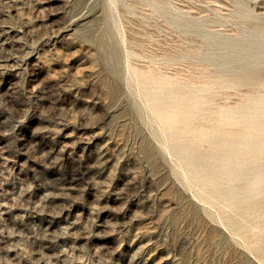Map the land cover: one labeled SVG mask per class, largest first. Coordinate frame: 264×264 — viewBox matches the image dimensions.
I'll return each mask as SVG.
<instances>
[{
    "label": "rangeland",
    "instance_id": "rangeland-1",
    "mask_svg": "<svg viewBox=\"0 0 264 264\" xmlns=\"http://www.w3.org/2000/svg\"><path fill=\"white\" fill-rule=\"evenodd\" d=\"M241 1L0 0V264H264V116L202 122L251 105L201 86Z\"/></svg>",
    "mask_w": 264,
    "mask_h": 264
},
{
    "label": "bare ground",
    "instance_id": "bare-ground-1",
    "mask_svg": "<svg viewBox=\"0 0 264 264\" xmlns=\"http://www.w3.org/2000/svg\"><path fill=\"white\" fill-rule=\"evenodd\" d=\"M227 1V0H226ZM233 2V5H234V10H233V13H236L240 18L242 19H246V18H251L250 16V13L249 11H247L244 7V3L241 1V0H232ZM229 4V3H228ZM230 7V6H229ZM187 10V9H186ZM231 10V9H230ZM200 14V13H199ZM175 21V20H174ZM236 21V20H235ZM244 22V21H243ZM239 29V28H238ZM243 29V28H242ZM240 29V30H242ZM244 30H246L244 28ZM254 30V29H252ZM240 32V31H239ZM245 32V31H243ZM256 32H259L263 35L264 37V25L260 24V25H257V28H256ZM211 34V33H209ZM214 34V33H213ZM241 34V33H239ZM248 34V33H247ZM217 35V34H215ZM238 35V33H237ZM236 35V36H237ZM253 35V34H252ZM212 36V35H211ZM214 36V35H213ZM240 36V35H239ZM254 37V36H253ZM249 38V37H248ZM222 39L221 37L219 38V36H214L210 39H207V42H208V51L211 52V53H216L218 51V53H216L215 55L216 56H221V54H223L224 58H216V59H210L207 61V66H211L214 68L213 69H209V68H206V69H209L208 71H206L204 74H203V80L201 83H203L201 86L204 85V90H210L212 88L216 89V88H220L221 90L222 89H225V90H231L229 91V93H226L227 95L228 94H233V95H236L238 96L239 98L241 99H245L248 100L251 105H248V104H241L238 106L237 110H224V109H219L218 111L216 110V115L212 116H207L209 115L210 113L206 114V120L204 119V121L202 122H206L207 120L210 121V125H213L211 124V121L214 122V125H216V128L218 129H223L226 125L228 124H231V126H235L236 127V132L237 133H240L239 135H243L245 134L246 136L247 135H253L252 138L254 137L255 138V134L253 133H256V132H263L262 131V128H261V125H259L258 123H254L251 119H252V116H258L259 114H261V116L263 115L264 116V100L263 99V95H259L256 97H254L253 99H251L252 97L250 95H253L254 93L256 92H259L258 89H260V87L264 84V76L261 75L258 71H255L253 69H248V64L250 62H254L256 64V66L258 65H263L264 66V56L262 54H264V41L262 40L261 43L259 44L258 47H256L255 49H253L254 52H251V53H246V49L248 48L249 45L247 44H250V40L249 39H246L244 41H241L239 42L238 39L234 38V39H231L230 41L227 42V44L224 45V47H218L216 46L215 44L220 40ZM228 40V39H227ZM184 41V40H183ZM205 48V47H204ZM195 50V49H194ZM185 52V51H184ZM190 52V51H189ZM188 52V53H189ZM261 53V54H260ZM190 54V53H189ZM214 55V54H213ZM171 60V59H170ZM238 60V61H236ZM237 62V63H236ZM199 66V65H198ZM210 67V68H211ZM201 72L203 70L204 67H201ZM115 69V68H113ZM142 72V71H141ZM139 72V73H141ZM143 73H146V72H143ZM152 73V71H151ZM149 73V74H151ZM142 74V73H141ZM148 74V73H147ZM147 74H143L144 76H146ZM155 75V73H153ZM159 74V72H158ZM152 75V78L153 76ZM157 75V74H156ZM200 75V74H199ZM149 76V75H148ZM147 76V77H148ZM201 76V75H200ZM164 77V76H163ZM166 77V76H165ZM146 78V77H145ZM150 78V76H149ZM201 78V77H200ZM151 79V78H150ZM194 80V79H193ZM190 81V79L188 80ZM187 81V82H188ZM148 83V82H147ZM195 83V82H193ZM169 84H171L169 82ZM199 84V83H198ZM160 85V84H159ZM162 86V85H160ZM157 89V87H156ZM161 89V87H160ZM166 89V87H165ZM218 90V89H217ZM156 91H159V90H156ZM202 91V90H201ZM216 91V90H215ZM223 91V90H222ZM161 92V91H159ZM167 92V91H165ZM190 92V90H182L181 92V95H189L188 93ZM198 92V91H196ZM195 92V93H196ZM208 92V91H207ZM214 92V91H213ZM163 93V91H162ZM199 93V92H198ZM212 93V91H211ZM221 93V92H219ZM225 93V92H224ZM222 93V94H224ZM263 93V92H262ZM209 94V92H208ZM214 94H216L214 92ZM256 95V94H255ZM150 96V95H149ZM191 96V95H189ZM188 96V97H189ZM193 96V95H192ZM205 96V95H204ZM211 96V95H210ZM209 96V97H210ZM223 96H226L225 94ZM199 99H198V104H202L204 105L206 103L204 97H202L200 94H199ZM174 98V97H173ZM194 98H196V96H194ZM212 98V97H211ZM222 99H224V97H221ZM236 98V97H234ZM155 99V98H154ZM158 100V98H156ZM178 99V98H176ZM251 99V100H250ZM208 100V98H207ZM165 101V100H164ZM168 101V100H167ZM181 101V100H180ZM225 101V100H224ZM242 101V100H240ZM174 102V101H173ZM210 102V101H209ZM248 102V103H249ZM166 103V102H165ZM171 103V102H170ZM193 103V101H192ZM195 103V102H194ZM227 103V102H226ZM252 103L254 104L252 106ZM163 104V103H162ZM197 104V103H195ZM168 105V104H167ZM233 105H236V104H233ZM207 106V105H206ZM254 106H257V107H254ZM156 107V106H155ZM188 108H191V107H188ZM208 108V107H207ZM211 108V107H210ZM213 108V107H212ZM215 108V107H214ZM217 108V107H216ZM235 108V107H234ZM255 108V109H253ZM175 109H179V108H175ZM193 109V107H192ZM199 113L200 111L202 112V115H205L204 114V111H205V107H202L201 108L199 107ZM202 109V110H201ZM209 109V108H208ZM218 109V108H217ZM160 110V109H159ZM166 110V109H165ZM197 110V109H196ZM215 110V109H213ZM170 111V110H169ZM181 111V110H180ZM187 111V110H186ZM195 111V110H194ZM173 112V111H171ZM170 112V113H171ZM177 112V111H176ZM196 112V111H195ZM198 112V111H197ZM209 112V111H208ZM171 115V114H170ZM174 115V114H172ZM243 116L247 117V118H243ZM205 117V116H204ZM250 117V118H248ZM176 118V117H175ZM188 118V117H186ZM198 119V118H196ZM203 119V118H202ZM200 119V120H202ZM212 119V120H210ZM258 119V118H257ZM180 120V119H179ZM199 120V121H200ZM168 123V122H167ZM201 123H199L197 126H199ZM205 123H203L202 125L200 126H203ZM195 125V124H194ZM209 125V124H208ZM179 126V125H178ZM199 126V127H200ZM173 127V126H172ZM211 127V126H210ZM214 127V126H213ZM167 128V127H166ZM227 129V128H226ZM218 131V130H217ZM209 132V131H207ZM213 133V131H211ZM225 132V131H224ZM182 133V132H181ZM221 133V132H220ZM203 134V133H202ZM217 134V133H215ZM211 135H214V134H211ZM193 136V135H192ZM198 136H201V135H198ZM216 136V135H215ZM202 137V136H201ZM211 137V136H210ZM248 137V136H247ZM217 139V138H216ZM209 142V141H208ZM194 143H196V141H194ZM203 143V142H202ZM237 143V142H236ZM212 144V143H211ZM179 145V144H178ZM182 145V144H181ZM197 146V145H196ZM212 146V145H211ZM213 146H216L213 145ZM190 147V146H189ZM192 147V146H191ZM177 148V147H176ZM222 149V148H221ZM197 150V149H195ZM255 151V149H254ZM181 152V151H180ZM183 152V151H182ZM187 152V151H185ZM191 152V151H190ZM218 152V151H217ZM198 153V152H197ZM206 153V152H205ZM210 153V151H209ZM186 155V154H184ZM191 155V154H189ZM195 156V154H192ZM203 155V154H202ZM219 155V154H218ZM188 156V155H187ZM199 156V155H198ZM232 156V155H231ZM192 157V156H191ZM201 157V155H200ZM215 157V156H214ZM220 157V156H219ZM188 158V157H187ZM190 158V157H189ZM194 158V157H193ZM206 159V158H204ZM216 159V158H214ZM218 159V157H217ZM185 161V157L183 159ZM187 160V159H186ZM194 160V159H193ZM224 160V159H223ZM229 160V159H228ZM242 160V159H241ZM196 161V159L194 160ZM202 161V160H200ZM197 162V161H196ZM213 162V161H212ZM223 162V161H222ZM193 163V162H192ZM200 163V162H198ZM203 163V162H202ZM214 163V162H213ZM212 163V164H213ZM218 163V162H217ZM226 163V162H225ZM187 164V163H185ZM191 163H189L190 165ZM193 165V164H191ZM197 165V163H196ZM199 165V164H198ZM219 165V164H218ZM252 165V164H251ZM195 165H193L194 167ZM224 166V165H223ZM191 167V168H193ZM200 168V167H199ZM223 168V167H222ZM230 168V167H228ZM194 169V168H193ZM195 170V169H194ZM198 170V169H197ZM201 170V169H200ZM205 171V170H204ZM202 173V172H201ZM205 173V172H204ZM243 177V176H242ZM204 178V177H203ZM228 182V181H227ZM252 186V185H251ZM255 189V188H254ZM258 196V195H257ZM262 216V215H261ZM263 218V217H262ZM255 226V225H254ZM262 227V226H261ZM264 230V227L262 228Z\"/></svg>",
    "mask_w": 264,
    "mask_h": 264
}]
</instances>
